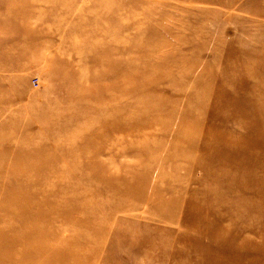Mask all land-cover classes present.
Segmentation results:
<instances>
[{"label": "rangeland", "instance_id": "rangeland-1", "mask_svg": "<svg viewBox=\"0 0 264 264\" xmlns=\"http://www.w3.org/2000/svg\"><path fill=\"white\" fill-rule=\"evenodd\" d=\"M0 264H264V0H0Z\"/></svg>", "mask_w": 264, "mask_h": 264}]
</instances>
